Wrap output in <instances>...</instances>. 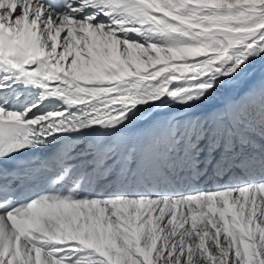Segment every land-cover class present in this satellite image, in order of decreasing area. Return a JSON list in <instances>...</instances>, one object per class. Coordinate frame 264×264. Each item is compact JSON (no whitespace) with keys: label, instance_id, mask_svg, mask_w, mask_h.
<instances>
[{"label":"snow or ice","instance_id":"obj_1","mask_svg":"<svg viewBox=\"0 0 264 264\" xmlns=\"http://www.w3.org/2000/svg\"><path fill=\"white\" fill-rule=\"evenodd\" d=\"M258 60L264 0H0V264H264Z\"/></svg>","mask_w":264,"mask_h":264},{"label":"bare ground","instance_id":"obj_2","mask_svg":"<svg viewBox=\"0 0 264 264\" xmlns=\"http://www.w3.org/2000/svg\"><path fill=\"white\" fill-rule=\"evenodd\" d=\"M261 66H264V62L262 60H258L254 63V67L256 69H259ZM145 114L151 115L153 117L154 122H161L173 116L183 118L189 115H202L203 110L197 108L186 109L178 104L160 105L157 102L154 105V107H152L151 109H146L145 113H142L130 124H128L127 127L121 129V132L117 135L136 136L137 134L142 133L147 127V124L143 119V116ZM101 139H107V138L101 137L99 134H89L88 136L73 137L66 142L71 144L73 147L77 148L78 151L75 154H79V148L81 146L87 148L89 145L95 144ZM59 147L61 148L62 145H59ZM121 150L123 151V149ZM205 186L211 187V185H204V184L198 185V187H205ZM193 187H197V185H193Z\"/></svg>","mask_w":264,"mask_h":264},{"label":"rangeland","instance_id":"obj_3","mask_svg":"<svg viewBox=\"0 0 264 264\" xmlns=\"http://www.w3.org/2000/svg\"><path fill=\"white\" fill-rule=\"evenodd\" d=\"M264 62V60H262Z\"/></svg>","mask_w":264,"mask_h":264}]
</instances>
